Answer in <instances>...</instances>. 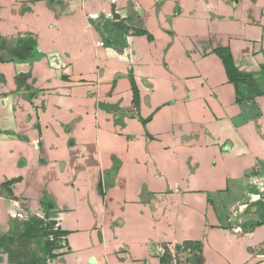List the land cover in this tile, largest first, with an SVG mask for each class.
I'll return each instance as SVG.
<instances>
[{"label":"crops","instance_id":"0c3cea01","mask_svg":"<svg viewBox=\"0 0 264 264\" xmlns=\"http://www.w3.org/2000/svg\"><path fill=\"white\" fill-rule=\"evenodd\" d=\"M2 45L0 264H264V0H0Z\"/></svg>","mask_w":264,"mask_h":264},{"label":"trees","instance_id":"16d2710c","mask_svg":"<svg viewBox=\"0 0 264 264\" xmlns=\"http://www.w3.org/2000/svg\"><path fill=\"white\" fill-rule=\"evenodd\" d=\"M25 45H26V46H33V47L36 46V44H35L34 42H31V41L26 42ZM4 47H5V45H2V46L0 47V49H2V48H4ZM224 62H225V66H226V68H227V71H228V73H229L230 78H231L232 80H237V79H239V78H240V75H239L238 72L236 71L232 59H231L230 57H227V58H225ZM241 79H244V78H241ZM134 87H135V86H134ZM135 94H136V97H137L138 94H137V90H136V88H135Z\"/></svg>","mask_w":264,"mask_h":264},{"label":"rangeland","instance_id":"374dc122","mask_svg":"<svg viewBox=\"0 0 264 264\" xmlns=\"http://www.w3.org/2000/svg\"><path fill=\"white\" fill-rule=\"evenodd\" d=\"M47 225H48L47 229L49 230V229H50V228H49L50 226H49V224H47ZM53 233H54V232H53ZM57 236H60V233H59ZM46 241H47V240H45V243H46ZM48 243H49V242H48Z\"/></svg>","mask_w":264,"mask_h":264},{"label":"built area","instance_id":"2783aa9c","mask_svg":"<svg viewBox=\"0 0 264 264\" xmlns=\"http://www.w3.org/2000/svg\"><path fill=\"white\" fill-rule=\"evenodd\" d=\"M105 45V43H100V46H104Z\"/></svg>","mask_w":264,"mask_h":264}]
</instances>
